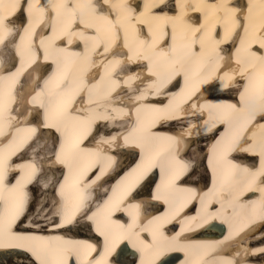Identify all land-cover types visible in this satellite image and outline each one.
Returning a JSON list of instances; mask_svg holds the SVG:
<instances>
[{
    "label": "bare ground",
    "instance_id": "obj_1",
    "mask_svg": "<svg viewBox=\"0 0 264 264\" xmlns=\"http://www.w3.org/2000/svg\"><path fill=\"white\" fill-rule=\"evenodd\" d=\"M0 1H2L0 17H5L11 12L10 7L14 0ZM25 4L24 11L31 10V16L26 15V20H21V15L19 19L14 18L11 22L4 20V27L0 28V52H3L4 58L9 56V62L15 61V57L10 54L12 47L15 52L22 55L18 69L10 74H4L0 70V105L4 103L0 107V131L4 129L3 124L7 121L6 117L17 115L16 110L20 105H26L25 102L29 111L37 110V106L32 104L33 101L39 106L49 105L52 112L49 113L46 109L44 115H49L48 120L37 119L35 125H29L26 128L25 123L29 120V114L19 115L20 124H16V118L11 119L14 137L19 131H22L21 137L23 138L31 136L34 131H38L39 135L29 145L33 153L28 156V159L21 158L26 155L25 152H19L20 144H14V147L9 149L4 146V143H0V177H6L5 167L11 162L10 159L5 160L14 153L15 157L20 158L16 165L21 164L22 170L20 174L13 177L16 178L15 181L9 182L6 177L5 181L0 182V197L3 198L0 200L4 204V214L1 212L0 217H7L10 211L14 215L16 205L21 200L23 203L27 194L24 186L31 179L29 175L26 176L27 171L35 172L38 168L46 167L47 169L38 175L35 183L29 186L31 196L29 202L34 207L25 210L24 216L22 212L20 214L18 221L21 220L22 226L20 227L23 228V231L19 232L23 236L21 242L12 238L9 232L0 238V244L4 245L0 247V264H14L12 262L14 258L23 259L29 264H38L37 261L40 264H62L67 253L71 252L63 249L76 250L77 244L94 246L96 251L90 252L88 257L82 255L79 261L71 260L72 255L68 256V264H88L89 261L92 264H96L97 261L101 264H112L107 260L106 255L99 256L97 239L91 240L85 236L88 235L87 232L81 237V231H87L92 226L93 222L84 220L89 216H92L93 220H104L111 224L110 217L107 219L104 217L105 211L115 207L117 202L102 201L101 197L95 196V191H89L86 187L99 188L101 186L97 180L115 158L110 149L119 143L122 146L117 149L121 151L130 149L131 144L141 146L142 152L137 165L130 168V173L134 179L136 178L134 182L139 179L141 172L149 169L154 162L158 161L164 164L163 169L169 170L172 176L177 169L174 160L182 158V153L177 155L180 149L175 148L177 143L172 138L181 135H200L199 131L204 132L213 124L217 125L213 127L214 131L219 133L220 128L217 124L219 120L215 119L212 122V112H220V115L228 117V106L235 104L226 97L225 93L221 92L207 99L202 98L200 91L206 87L204 86L206 82L210 84L208 89L212 87L215 90H218L216 89L217 81L221 82L220 87L224 89L235 85V92L239 89L237 93L239 100L256 104L257 107L264 105V98L258 95L259 83L264 80V53L258 51L259 42H264V0H165L164 4H161L160 0H107L106 4L103 0H26ZM50 13L55 18L51 24L48 22ZM42 17H45V26H50L47 32H45L46 27H41L39 34L30 41L34 27ZM197 29L200 31L196 32ZM193 39L200 43L193 45ZM37 47H41L40 50ZM193 53L195 55H192ZM1 55L0 53V59ZM36 56L41 57L38 67L27 71L19 80V83H23L26 87V91L17 100V106H13L11 111L4 112L13 98L8 88ZM50 60L58 65L53 72L48 68L47 62ZM237 62L241 65L237 66ZM160 71L163 72L160 73ZM178 72L181 73L180 77L183 82L182 86L176 88L178 93L172 92L171 96L166 93L169 91L163 93V89L160 88ZM249 76L251 78L246 81V77ZM253 83L257 85L256 90L246 91ZM33 88L37 89L35 93H32ZM235 92H229V94L232 95ZM143 97L146 99L143 100ZM82 98H86L84 102ZM232 98L236 101V95ZM60 99L67 103L63 105L67 115L62 119L56 117L59 115L57 106H54ZM165 99L166 101L169 99V102L166 105L160 104ZM187 99L190 103L195 102L194 105L187 104ZM160 110H165L163 114L169 117L166 120L171 119L175 122L172 127L169 126L171 130L166 134L155 130L153 127L156 124L150 123L162 114ZM132 117H135V120ZM98 118L105 122L98 134H92L90 145L83 146L80 142L78 148L74 150L72 159H66L65 154L61 152V145H66L70 137L81 140L88 131L87 123ZM242 121L248 126L252 120L248 121L247 117H243ZM263 124H258L254 129L255 141L248 147L249 149L247 145H239L242 147L240 149L247 150V154L257 152L264 155ZM52 125H56L63 133L62 143L56 152L52 150L56 142L55 134L48 130L44 131L45 127H52ZM135 128L139 131V136L143 137V144L132 137L131 134H134ZM201 135L205 137V134ZM241 135L235 132L228 136L221 131V138L217 137L214 143H207L208 151L214 153V162L219 163L220 168L219 177L222 185L217 194L209 193L204 188L202 196L196 195L189 198L193 195L191 185H184L180 182L172 184L168 178H159L158 181L164 182V185L163 188H157V191L145 188L146 198L152 200L155 205L160 204L158 200H155L157 196L164 197L168 194L177 199L169 204L165 211L174 208L181 200L208 206L210 210L207 213L209 214L198 220L186 221L187 230L195 229L199 231V235L204 236H198L199 240H192V242H186L178 237L176 244L169 243L168 246L164 245L165 241L156 239L150 242L152 244L148 249L140 244L142 240L134 242L138 229L132 225V222L136 220H132L126 232L132 236L134 241L129 239L128 248L124 243L119 246L118 261L120 263L176 264L183 257L190 258L192 264H197V258H203L208 264H231L232 259L215 253V247L220 245L217 239L229 240L237 233L231 234L228 230L218 238L211 236L209 233L222 229L217 216L224 217L225 231V225L228 229L231 224L230 216L237 212L239 217L245 209L248 210L251 207L255 210L251 219L250 216H246L249 218L246 222L253 223L249 230L258 229L264 224V184L259 182V186L254 183L250 185L242 183L240 189L236 185L242 174L244 175V169L248 171L252 169L250 162L232 163V166L241 170L242 174H237L233 167L230 169L226 161L225 164L222 163V154L230 151L226 144H236ZM5 138L4 134L0 139ZM193 139L196 138L193 137ZM193 139L189 142L185 141L183 147L189 150ZM16 142L19 140L16 139ZM7 144L11 145V142L8 141ZM168 144L174 146L168 150L167 155L165 150ZM143 145H146V148H143ZM199 147L198 144L193 145L191 148L193 152L188 160L184 163L180 161L178 167L183 166L190 172L193 171L194 166L202 169V153L197 151ZM52 156L56 159L59 156L65 161L64 164L69 169L67 174L59 176V166L54 163ZM86 161L96 162L100 166L99 173L83 178L76 168L78 162ZM135 162L136 160L133 161ZM49 165L53 167L48 168ZM125 167L124 164L120 165L122 169ZM262 171L264 172V165L258 170V172ZM232 173L236 174L229 180ZM180 175H185L184 171L177 172L176 176ZM193 176L197 178L199 184L204 186L217 185L209 180L208 172L202 174L196 170ZM118 178L116 187L110 194L112 198H115V192L129 181L130 174L123 176L121 173ZM141 180L139 179L138 182L140 185ZM262 180L264 181V178ZM73 184L76 186L75 189ZM33 185L37 188L34 189ZM18 187L20 189L16 191ZM104 188L109 191L107 185ZM178 189L179 191L184 190V193L173 194V191H178ZM247 189L249 194L244 197V200L251 199L249 200L250 205L239 203L240 193ZM81 190H85L84 193ZM34 192L36 195L33 197ZM56 192L60 196L65 194L62 198L67 206L74 204L75 207L69 209L64 206L63 208ZM81 193L92 197L84 204H81V200L79 203H74L79 200L77 197H80ZM257 195H261L262 200ZM90 202L95 207L89 213ZM226 205L227 212H225ZM81 207L84 208L80 210ZM257 211L261 212L258 214ZM59 213L65 219H59ZM164 214L165 212L157 213L151 216L150 220H159L160 224ZM172 214L167 216L165 222L171 219ZM69 216H72V222L66 224L64 221ZM234 219L238 225L241 224V219ZM232 223L235 226L233 221ZM66 225H69V229L75 233L74 237L71 234L65 236L62 234L63 231L61 234H54L59 229H67L62 228ZM43 228L47 229L48 240L61 241L62 245H59L61 248L55 259L52 258L54 254L45 247L48 245L47 240L43 241V245L37 246L40 244L39 239L45 240L47 236L34 232V229ZM151 229L155 233L153 227ZM10 231L16 234L14 231L18 232L19 229L11 227ZM36 236L41 237L35 240ZM145 237L147 239V236ZM242 237L243 234L233 241L240 240ZM104 239L103 243L109 241L106 236ZM231 243L233 242H228L223 248H227ZM199 244L205 245V251H196L200 247ZM104 246L109 247V245ZM102 250L105 251V249ZM246 250V253L250 251L254 254L253 257H257L256 263L252 264H264V239H257L253 247H249V244L246 247H240V251ZM236 257L241 260L243 255L239 254ZM229 261L230 263H227Z\"/></svg>",
    "mask_w": 264,
    "mask_h": 264
},
{
    "label": "snow or ice",
    "instance_id": "obj_2",
    "mask_svg": "<svg viewBox=\"0 0 264 264\" xmlns=\"http://www.w3.org/2000/svg\"><path fill=\"white\" fill-rule=\"evenodd\" d=\"M103 3H107V0H103ZM161 4L165 3V0H160ZM66 6V5H65ZM23 11L22 8V3L21 0H14L13 6H12V11L9 12V16L14 15L17 12H21ZM4 20L5 17H0V28L4 27ZM241 27H243V25H241ZM200 30L197 29L196 32H199ZM195 35V33L193 34ZM200 42L193 39L192 44L193 45H198ZM258 51L264 53V42H259V47H258ZM192 55H195V53H193ZM176 75H179V73H176ZM163 86V85H161ZM226 86V85H225ZM257 85L255 83L250 85V89H246V91L249 90H256ZM258 91H259V95L261 98H264V80H262L259 83L258 86ZM262 113H264V108L260 109ZM162 112V114L158 117L159 121H163L165 119H168L169 117L166 114H163L165 110H160ZM57 113L58 115L63 118L64 117V113L63 111L60 109L59 105H57ZM252 114L255 115V109H253ZM262 118H264V116H262ZM52 127H56V125H52ZM57 131H59V129L57 128ZM0 135H4V133L2 131H0ZM82 139V138H81ZM81 142V140H77L74 138H68L66 145H61V152L65 154V158L68 160H71L74 154V150L76 148H78L79 143ZM244 151H247L246 149ZM57 161L60 163H64V160H61L59 156H57ZM151 167H155V165H151ZM146 169L143 172L140 173L139 175V179H143L144 175H146L147 171L150 170ZM244 171H248L247 169H244ZM179 176H172L171 177V182L174 183L176 179H178ZM262 178H264V174H262ZM0 179H2V177H0ZM139 179L136 181L137 183L139 182ZM135 186V185H133ZM131 191V189H129V192ZM128 195V192L125 193V196ZM161 197L157 196L156 199H160ZM0 199H3L2 197H0ZM121 203L123 202V200L120 201ZM138 207V206H137ZM22 200L19 202L18 205H16L15 208V213L14 215L12 214V212L10 211L8 213L7 217H0V238L4 237L6 234H8V232L10 231L11 228V224L15 223L16 220L19 218L21 212H22ZM122 209L119 207V204H117L114 208H112V211H121ZM110 215V214H109ZM89 220H93L92 216L88 217ZM66 224H70L72 222V216H69L65 221ZM96 230L102 235V236H109V235H113V227L111 224L105 222V221H99L97 223V228ZM144 232H148V229L145 228L143 229ZM128 237H120L119 239H115V243L113 244V246L111 248L108 249L107 254L111 255L112 252L115 251V248L119 245V243L122 240H127ZM0 247H4L3 244H0ZM76 248L78 249V251L76 252V255H84L87 256L88 254H90V252H94L96 251V248L94 246H90V245H82V244H77ZM73 255L72 252H68L67 256L63 259L62 264H68V260L67 257ZM88 264H92L91 261L88 262ZM96 264H101L100 261H97Z\"/></svg>",
    "mask_w": 264,
    "mask_h": 264
},
{
    "label": "rangeland",
    "instance_id": "obj_3",
    "mask_svg": "<svg viewBox=\"0 0 264 264\" xmlns=\"http://www.w3.org/2000/svg\"><path fill=\"white\" fill-rule=\"evenodd\" d=\"M202 144H203V143H202ZM107 192H108V190H107ZM24 261H25V260H23V259H19V258H14V259L12 260V262H13L14 264H24ZM25 264H29V263L25 261Z\"/></svg>",
    "mask_w": 264,
    "mask_h": 264
}]
</instances>
